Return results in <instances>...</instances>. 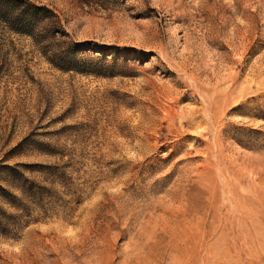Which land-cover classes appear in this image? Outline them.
<instances>
[{
    "label": "rangeland",
    "instance_id": "1",
    "mask_svg": "<svg viewBox=\"0 0 264 264\" xmlns=\"http://www.w3.org/2000/svg\"><path fill=\"white\" fill-rule=\"evenodd\" d=\"M32 1L0 161L40 188L0 264H264V0Z\"/></svg>",
    "mask_w": 264,
    "mask_h": 264
},
{
    "label": "trees",
    "instance_id": "2",
    "mask_svg": "<svg viewBox=\"0 0 264 264\" xmlns=\"http://www.w3.org/2000/svg\"><path fill=\"white\" fill-rule=\"evenodd\" d=\"M56 18L55 11L46 4L32 0H0V24L18 33L33 36L43 23H55ZM23 166L0 161V196L15 209L7 211L0 206V234L5 236L17 237L32 220L40 186L26 175ZM11 188L20 190L22 196Z\"/></svg>",
    "mask_w": 264,
    "mask_h": 264
}]
</instances>
